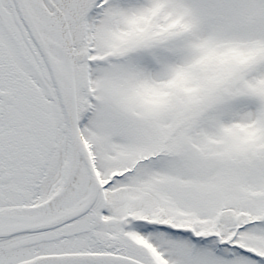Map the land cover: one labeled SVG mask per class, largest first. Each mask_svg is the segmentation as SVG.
<instances>
[{"label":"snow or ice","instance_id":"obj_1","mask_svg":"<svg viewBox=\"0 0 264 264\" xmlns=\"http://www.w3.org/2000/svg\"><path fill=\"white\" fill-rule=\"evenodd\" d=\"M0 264H264V0H0Z\"/></svg>","mask_w":264,"mask_h":264}]
</instances>
